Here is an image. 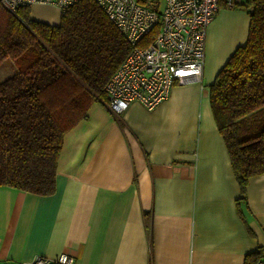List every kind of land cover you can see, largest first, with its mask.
Masks as SVG:
<instances>
[{
    "label": "crops",
    "instance_id": "crops-1",
    "mask_svg": "<svg viewBox=\"0 0 264 264\" xmlns=\"http://www.w3.org/2000/svg\"><path fill=\"white\" fill-rule=\"evenodd\" d=\"M242 3H220L208 24L200 80L175 82L152 110L134 101L114 114L106 99L90 104L63 134L53 193L0 185V264L61 253L77 264L264 257V174L241 192L208 99L217 72L247 39ZM29 9L32 19L59 23L54 5Z\"/></svg>",
    "mask_w": 264,
    "mask_h": 264
},
{
    "label": "trees",
    "instance_id": "trees-1",
    "mask_svg": "<svg viewBox=\"0 0 264 264\" xmlns=\"http://www.w3.org/2000/svg\"><path fill=\"white\" fill-rule=\"evenodd\" d=\"M242 6L247 39L217 72L208 99L244 192L251 177L264 174V0ZM129 50L94 0L60 11L57 25L32 19L29 7L11 12L0 5V63L9 58L16 67L0 81V185L53 193L64 132L93 101L106 99L105 84ZM258 258L248 253L244 264Z\"/></svg>",
    "mask_w": 264,
    "mask_h": 264
},
{
    "label": "built area",
    "instance_id": "built-area-1",
    "mask_svg": "<svg viewBox=\"0 0 264 264\" xmlns=\"http://www.w3.org/2000/svg\"><path fill=\"white\" fill-rule=\"evenodd\" d=\"M78 0H0L11 12L34 4L54 5L60 11ZM130 44V50L110 76L104 90L110 110L120 113L131 102L147 110L164 101L172 85L200 80L206 28L220 3L233 0H161L162 6L139 0H94ZM158 26L155 34L142 43ZM21 264H77L74 256L37 255ZM255 264H264V257Z\"/></svg>",
    "mask_w": 264,
    "mask_h": 264
},
{
    "label": "rangeland",
    "instance_id": "rangeland-1",
    "mask_svg": "<svg viewBox=\"0 0 264 264\" xmlns=\"http://www.w3.org/2000/svg\"><path fill=\"white\" fill-rule=\"evenodd\" d=\"M159 2V6H162L161 0H154V2ZM32 7V6H31ZM16 70L15 65L13 64L12 60L9 58L4 59L0 63V81L5 79L6 77L10 76Z\"/></svg>",
    "mask_w": 264,
    "mask_h": 264
}]
</instances>
